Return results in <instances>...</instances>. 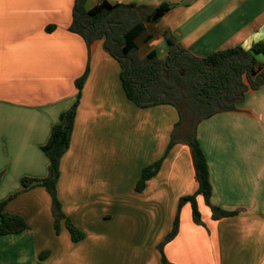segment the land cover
<instances>
[{"label": "crops", "instance_id": "crops-1", "mask_svg": "<svg viewBox=\"0 0 264 264\" xmlns=\"http://www.w3.org/2000/svg\"><path fill=\"white\" fill-rule=\"evenodd\" d=\"M75 1L0 0V203L17 194L3 213L29 225L0 236V264H162L159 247L179 202L198 190L189 147L177 143L146 189L138 193L136 186L143 169L166 154L179 114L170 105L141 109L127 98L120 64L104 41L89 50L70 31ZM102 1L89 0L87 8ZM105 1L171 6L155 25L161 39L141 57L152 50L167 56L165 31L199 57L264 41V0ZM258 60L264 63V56ZM87 69L57 186L65 215L85 235L74 242L64 222L57 233L47 190L23 191L22 180L47 177L42 147L76 103V82ZM198 137L212 203L239 214L214 220L198 197L202 224L185 205L164 255L173 264H264V88L251 90L238 111L202 122Z\"/></svg>", "mask_w": 264, "mask_h": 264}, {"label": "trees", "instance_id": "trees-1", "mask_svg": "<svg viewBox=\"0 0 264 264\" xmlns=\"http://www.w3.org/2000/svg\"><path fill=\"white\" fill-rule=\"evenodd\" d=\"M89 0H76L70 31L81 36L89 50L97 41H104V49L120 64L121 81L127 98L141 109L170 105L179 114L171 143L166 154L143 169L136 191L142 193L149 180L155 177L171 149L180 141L190 150L198 190L192 196L183 197L174 220L173 229L160 245L162 264H173L165 255L164 247L177 236L180 229L181 211L185 205L192 208L195 223L202 224L198 197H202L212 212L214 220L234 217L238 211H227L212 203L213 185L207 157L198 137L202 122L224 112H236L253 90L264 88V63L258 60L264 56V41L251 49L238 46L220 50L206 57L189 51L169 31L162 35L168 46V53L161 59L157 51L140 56V44L149 45L160 33L155 29L171 10L164 3L158 7L137 4L113 5L102 1L88 9ZM50 32L53 27H48ZM89 69L76 82L78 99L64 112L53 128L47 143L42 147L49 159L48 174L44 179L23 178V191L35 186L44 187L52 199V213L55 228L60 233L64 222L74 242H80L84 233L65 215L58 196V181L61 162L70 148L75 128L82 90L87 81ZM17 194L0 203V236L18 234L29 229L27 222L18 215L4 214L6 205ZM48 252L41 255L45 258Z\"/></svg>", "mask_w": 264, "mask_h": 264}, {"label": "rangeland", "instance_id": "rangeland-1", "mask_svg": "<svg viewBox=\"0 0 264 264\" xmlns=\"http://www.w3.org/2000/svg\"><path fill=\"white\" fill-rule=\"evenodd\" d=\"M161 35V34H160ZM162 36H158L157 40H159V38L161 39ZM156 40V41H157ZM139 44H140V53L143 54L144 51L147 49L146 45L142 44V41L139 40ZM158 44V43H157ZM203 213V212H202Z\"/></svg>", "mask_w": 264, "mask_h": 264}]
</instances>
